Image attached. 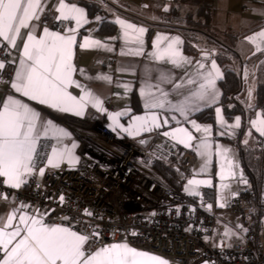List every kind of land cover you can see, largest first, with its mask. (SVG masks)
<instances>
[{
	"label": "crops",
	"instance_id": "0c3cea01",
	"mask_svg": "<svg viewBox=\"0 0 264 264\" xmlns=\"http://www.w3.org/2000/svg\"><path fill=\"white\" fill-rule=\"evenodd\" d=\"M100 1L64 0L65 3L74 4L83 9L86 14L84 23L76 33L77 39L73 49L72 60L76 69L73 79L81 87L78 88L72 85L68 91L77 98L85 94L82 89L91 92L94 97L103 102V108L106 111H98L91 103H88L83 115H75L73 112H62L30 100L12 87V84L15 83V73L19 70L20 61L25 59L23 47L27 42V36L33 34L37 39L43 37V29L47 28L43 17L46 13H56L59 18L60 13L57 9L61 0H41V8L37 12L39 19H33L30 21L28 28L21 30L15 46L0 37V45L6 54V57L0 56V61H3L5 66L8 63L15 66V71L10 81L1 83L0 80V110H2V105L7 102L8 97L27 104L38 114L36 125L37 154L40 150L45 149L44 164L42 166L44 169L43 176L39 175V168H37V171L32 176L26 177L27 183L19 189L9 187L6 179L2 177L5 186L13 191L26 192L33 179L41 180L47 173L56 171L61 167H78V141L73 129L63 124L62 119L64 115L88 118L97 114L102 122L119 137L137 140L152 137V140L155 141L169 139L173 144L185 147L184 144L172 139L169 135H165V133H171L177 128L187 129L194 137L191 141V146L185 147L191 149L196 155L192 173L195 170L196 173L201 174L199 176L193 173L191 180L211 181V186L201 184L197 191L199 192L201 187H212L217 197V193L227 187L224 189L226 193L224 200L228 204L237 194L239 179L246 177L238 151L229 140L238 136L242 125V117L238 115L229 121L224 115L223 107L220 105L222 90L219 84L223 76V69L214 57L215 51L202 49L198 55L185 51V38L180 30L182 26L174 25L177 22L171 20L164 13L167 9L165 5L167 0H111L107 8H101ZM88 3L97 5L102 13L94 11L90 13L87 6ZM213 3L215 8V29L221 33L229 32L238 36L235 51L239 55L240 63H236L235 68L240 70L243 75L244 85L241 94L236 99L242 104L247 115L246 128L241 136V142L244 145H251L255 140L254 134L260 135L252 126V121L264 118V109L254 108L258 84L264 82V52L252 56L253 47L245 40V37L264 27V0H213ZM189 10H192L191 4L182 5L183 13ZM118 19L145 28L146 32L141 37L143 43L141 44L133 39L134 34H131L126 39L123 35L124 29L116 23ZM107 20L115 26V31L112 34L99 32L102 24ZM68 22L69 27H75L74 21ZM47 29L53 32H60L62 35L68 34L67 32ZM161 36L168 38L163 42L162 47L168 41L178 37L182 42L178 47L183 56L191 63H181L176 66L167 60L164 62L157 60L152 53L156 51L154 47L155 41ZM85 39L99 41L100 43H90L85 48L83 47ZM203 53H209L210 57L205 59L201 56ZM213 60L221 73L215 81V99L212 101L197 100L194 94L200 91L199 85L203 82L197 72L198 66L201 63L204 64L205 67L200 71L207 73L211 70ZM246 66L248 72L244 76ZM3 69H0V75ZM104 77L110 79H104ZM189 81L195 82L190 83ZM134 101H136L137 107L134 105ZM155 101L162 102L164 107H150L149 105ZM108 105H112L113 109L107 110ZM178 105H187L191 108L187 118L181 112L174 111ZM211 107L214 115L213 123L201 122L195 117L200 111ZM218 109L219 113L217 112ZM113 113H123L119 117V124L125 128L132 125L135 117H151L152 115L157 116V122L160 127L132 136L115 127L110 119V114ZM221 117L225 122L223 126L221 125ZM237 118L240 119V127L234 128L232 126L235 125ZM165 120H167V123H164ZM49 121L51 122L50 125ZM193 122L199 125L201 129L209 128L210 132L206 134L203 131H196ZM45 128L49 129L47 135H45ZM205 136H207L211 148L201 155L202 150L198 148V145ZM53 148L67 149L76 158L77 162L69 163L65 160L58 168H52L46 163V158L51 156ZM229 165H231L232 171L235 173L234 176H228ZM222 169L224 179H221ZM13 212L16 213V219L13 220V228L19 224L21 215L39 218L43 221L42 214L35 205L29 202L17 204L12 195L8 200L0 198V220L7 218ZM246 220L250 221L251 218H246ZM43 223L49 225L44 221ZM49 226H63L75 231L69 226L60 224ZM21 227L23 226L21 225ZM8 230L11 231L13 229L10 228ZM85 247L87 248V245ZM92 249L95 250L97 248ZM3 256L4 253L0 252V261H2ZM163 259L167 261V264H175L169 259Z\"/></svg>",
	"mask_w": 264,
	"mask_h": 264
},
{
	"label": "built area",
	"instance_id": "2783aa9c",
	"mask_svg": "<svg viewBox=\"0 0 264 264\" xmlns=\"http://www.w3.org/2000/svg\"><path fill=\"white\" fill-rule=\"evenodd\" d=\"M110 1L99 4L107 8ZM43 21L47 28L61 32L70 26L56 13H46ZM0 56L6 57L1 45ZM14 71L8 63L1 83L10 81ZM62 122L73 129L78 141V167H61L41 180L33 179L26 192L13 191L0 177L1 199L12 195L17 204L35 205L46 224L99 233L90 241L92 248L125 242L175 264H264V227L259 220L264 198L247 177L239 179L227 209L252 219L245 223V231L238 230L241 241H231L217 217L214 189L201 187L198 196L184 193L196 161L191 149L169 139L151 140L144 147L137 139L117 136L97 114L64 115ZM44 156L42 149L37 168L43 166L39 162ZM158 166L173 169L182 188L168 181Z\"/></svg>",
	"mask_w": 264,
	"mask_h": 264
},
{
	"label": "snow or ice",
	"instance_id": "6c2138e0",
	"mask_svg": "<svg viewBox=\"0 0 264 264\" xmlns=\"http://www.w3.org/2000/svg\"><path fill=\"white\" fill-rule=\"evenodd\" d=\"M40 8L41 0H0V37L15 46L21 30L28 28L33 19H39L37 12ZM57 11L60 13V20L74 21L75 27H66L65 30L68 33L66 35L44 28L43 37L40 39L29 34L23 47L25 59L20 61L12 87L30 100L62 112L83 115L88 103H91L98 111H106L103 108V102L94 97L91 92L82 89L85 94L77 98L68 91L72 85L81 87L73 79L76 69L72 60L76 33L84 23L86 14L83 9L74 4L65 3L64 0H61ZM116 23L124 29L123 35L126 39L134 34L133 39L143 43L141 37L146 32L145 28L119 19ZM167 39L163 36L157 38L154 44L156 51L152 55L157 60L162 62L167 60L176 66L181 63H191L178 47L182 43L179 38L168 41L162 47L161 45ZM248 39L253 43L259 40L260 43H256L257 50L264 51V31ZM90 43L99 44L100 42L85 39L83 47L87 48ZM204 58H209L207 53ZM4 66L3 61H0V69ZM204 67L202 63L198 66L197 72L203 82L199 85L200 91L194 95L197 100L212 101L215 99V81L221 73L214 60L210 71L207 73L200 71ZM104 79L110 78L104 77ZM149 106L162 108L164 104L155 101ZM190 110L191 108L187 105H178L174 109L186 118ZM217 112L219 113V109ZM121 115L123 113L110 114V119L115 127L132 136L160 127L157 116L152 115L151 117H135L132 125L125 128L119 124ZM37 120V113L27 104L12 97H8L0 110V177H4L7 185L13 189H19L26 184V177L32 176L37 171ZM48 123L51 124L50 121ZM164 123H167V120ZM224 123L221 117V125L223 126ZM240 123V119L237 118L232 127L239 128ZM193 126L198 132L203 131L206 134L210 132L209 128L201 129L195 122ZM252 126L261 136H264V118L252 121ZM48 130L45 128V135ZM165 135L178 140L185 147H190L194 139L192 133L185 128H177ZM198 148L202 150L201 155L210 150L211 145L208 143L207 136L200 142ZM65 160L69 163L77 162L67 149L53 148L51 156L46 158V163L52 168H58ZM39 163L42 164L44 161ZM38 173L43 176L44 169L40 167ZM234 175L229 165L228 176ZM221 179H224L223 169ZM201 184L211 186V181L195 179L189 181L190 194L198 196L197 189ZM60 199L63 201V197ZM86 214L91 215V213ZM14 219H16L15 212L0 220V252L4 253L0 264H167L163 258L135 249L127 243H113L93 250L90 241L93 237H98L99 233H78L68 227L45 225L41 219L27 215H21L19 224L13 228ZM10 228L13 230L9 231Z\"/></svg>",
	"mask_w": 264,
	"mask_h": 264
},
{
	"label": "trees",
	"instance_id": "16d2710c",
	"mask_svg": "<svg viewBox=\"0 0 264 264\" xmlns=\"http://www.w3.org/2000/svg\"><path fill=\"white\" fill-rule=\"evenodd\" d=\"M191 4L192 10L182 11V5ZM165 14L173 21L184 22L182 31L185 38V51L198 55L202 49L214 50L215 59L223 69V76L219 81L222 98L220 105L224 115L231 121L235 116L242 117V125L236 138L229 139L238 151L241 166L246 177L252 181L256 191L264 190V137L254 134V143L244 145L241 136L246 128V112L242 104L234 97L239 94L244 85L240 70L235 68L240 63L239 55L235 51L238 36L229 32H220L215 29V8L213 0H170L165 3ZM89 12H101L97 5L87 4ZM107 19V18H105ZM115 26L109 20L104 21L99 32L112 34ZM264 77V76H263ZM134 105L137 107L136 101ZM254 108L264 109V82L258 84ZM195 117L201 122H214L213 108L200 111ZM161 174L173 185L181 189L180 177L170 167L158 166ZM264 198V191H262ZM249 218V217H244ZM260 226L264 227V210L260 213ZM248 224V221H246Z\"/></svg>",
	"mask_w": 264,
	"mask_h": 264
},
{
	"label": "rangeland",
	"instance_id": "374dc122",
	"mask_svg": "<svg viewBox=\"0 0 264 264\" xmlns=\"http://www.w3.org/2000/svg\"><path fill=\"white\" fill-rule=\"evenodd\" d=\"M174 25H179V26H185L184 22H180V23H175ZM247 66L245 69V73L244 76H246L247 74ZM193 173L195 175H199L201 176V174L196 173V171L194 170ZM190 188L191 186L189 185V182L186 183L184 185V193L186 194H190ZM227 187H224L222 189V191L220 190L217 193V197H216V204H217V217L222 221L223 226H224V234L227 233V237L231 240V241H241V234L238 232V230L241 231H245V223H246V219L241 217V216H237L234 215L232 212H230L227 209V203L225 202L224 198H226V193L225 190ZM261 190L260 192L263 193ZM264 210V205L263 208L261 209V211ZM252 219V218H251Z\"/></svg>",
	"mask_w": 264,
	"mask_h": 264
},
{
	"label": "water",
	"instance_id": "95a60500",
	"mask_svg": "<svg viewBox=\"0 0 264 264\" xmlns=\"http://www.w3.org/2000/svg\"><path fill=\"white\" fill-rule=\"evenodd\" d=\"M167 1H170V0H167ZM261 31H264V27H263L262 29H260L259 31L255 32V33H252V34H250V35H248V36L245 37V40H246L250 45H252V47H253L252 56H255V55H258V54L264 52V51H258V50H257L256 43H260L259 40H257L256 43H253V42L249 41V39H248L249 37L255 36L257 33L261 32ZM207 55H208V57H210V54H209V53H207ZM201 56H202V57H205V53H203ZM151 140H152V137H145V138L139 139L138 141H139V143H140L142 146L146 147V146L149 145V143H150Z\"/></svg>",
	"mask_w": 264,
	"mask_h": 264
}]
</instances>
